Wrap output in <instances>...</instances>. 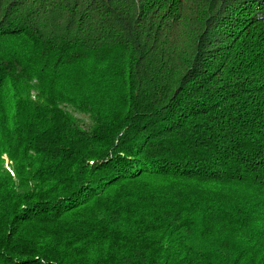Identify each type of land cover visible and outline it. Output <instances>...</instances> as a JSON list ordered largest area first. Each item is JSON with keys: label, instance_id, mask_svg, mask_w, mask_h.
Wrapping results in <instances>:
<instances>
[{"label": "trees", "instance_id": "trees-1", "mask_svg": "<svg viewBox=\"0 0 264 264\" xmlns=\"http://www.w3.org/2000/svg\"><path fill=\"white\" fill-rule=\"evenodd\" d=\"M0 264H264V0H0Z\"/></svg>", "mask_w": 264, "mask_h": 264}, {"label": "rangeland", "instance_id": "rangeland-1", "mask_svg": "<svg viewBox=\"0 0 264 264\" xmlns=\"http://www.w3.org/2000/svg\"><path fill=\"white\" fill-rule=\"evenodd\" d=\"M188 51H189V42H188V44H187L186 46H184V52H183V54H184L185 56H187V55H188ZM34 82H35V81H34ZM35 94H36V92L33 91V92H32V95H33V98H34V99H35ZM5 164H6V167H7V168H10V167H9V162H8L7 158H6V162H5Z\"/></svg>", "mask_w": 264, "mask_h": 264}]
</instances>
